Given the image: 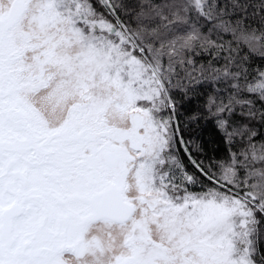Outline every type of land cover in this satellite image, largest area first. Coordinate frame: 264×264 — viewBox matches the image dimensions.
<instances>
[{
    "label": "snow or ice",
    "instance_id": "1",
    "mask_svg": "<svg viewBox=\"0 0 264 264\" xmlns=\"http://www.w3.org/2000/svg\"><path fill=\"white\" fill-rule=\"evenodd\" d=\"M0 264H264V0H0Z\"/></svg>",
    "mask_w": 264,
    "mask_h": 264
}]
</instances>
